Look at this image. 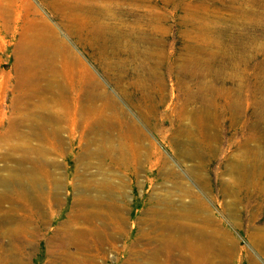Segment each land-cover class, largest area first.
<instances>
[{
  "label": "rangeland",
  "instance_id": "1",
  "mask_svg": "<svg viewBox=\"0 0 264 264\" xmlns=\"http://www.w3.org/2000/svg\"><path fill=\"white\" fill-rule=\"evenodd\" d=\"M0 192V264H264V0H0Z\"/></svg>",
  "mask_w": 264,
  "mask_h": 264
},
{
  "label": "bare ground",
  "instance_id": "2",
  "mask_svg": "<svg viewBox=\"0 0 264 264\" xmlns=\"http://www.w3.org/2000/svg\"><path fill=\"white\" fill-rule=\"evenodd\" d=\"M34 171V170H33ZM30 173V172H29ZM28 173V174H29ZM33 175V174H32ZM31 174L28 176V178L30 177V176H32ZM34 176V175H33ZM35 176H36V174H35ZM34 179V178H33ZM32 179V180H33ZM29 182V181H28ZM31 184V183H30ZM33 186V185H32ZM36 186V185H35ZM4 197V195L0 192V202H1V199ZM264 197V196H263ZM88 213V212H87ZM82 217V216H81ZM84 217V216H83ZM80 233V232H79ZM76 234V233H75ZM74 236V235H73ZM79 237V236H78ZM73 239V238H72ZM173 241V240H172Z\"/></svg>",
  "mask_w": 264,
  "mask_h": 264
}]
</instances>
